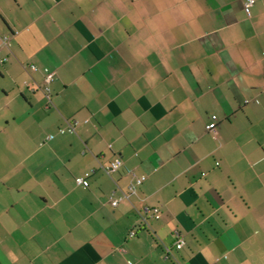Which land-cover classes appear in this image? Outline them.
Instances as JSON below:
<instances>
[{"label": "crops", "instance_id": "1", "mask_svg": "<svg viewBox=\"0 0 264 264\" xmlns=\"http://www.w3.org/2000/svg\"><path fill=\"white\" fill-rule=\"evenodd\" d=\"M244 1L0 0V264H264V0Z\"/></svg>", "mask_w": 264, "mask_h": 264}, {"label": "built area", "instance_id": "2", "mask_svg": "<svg viewBox=\"0 0 264 264\" xmlns=\"http://www.w3.org/2000/svg\"><path fill=\"white\" fill-rule=\"evenodd\" d=\"M255 0H245L244 1V8L246 10V12L249 14V10H250V7L254 4ZM9 44V36L7 35H4L1 37L0 39V45H3V46H8ZM31 69H36V67L34 65H31L30 66ZM44 74H45V81L46 82H50L53 78H54V72L52 71H49L47 69H44ZM215 126H216V123L215 122H210L208 124L205 125V130L206 131H212V132H215ZM75 130V127H74V124L73 123H69L66 127H63V128H59L58 129V132L63 134V133H73ZM122 164V161L119 157H115L113 160H111L110 162H108L107 164L105 165H102L100 167V169L106 173V174H110L112 172H115L118 170V168L121 166ZM93 170H90V171H86L84 172V174L82 176H77L74 181L76 184H80L84 181L85 178H87L88 176H90V173L92 172ZM145 179L144 176H138L135 178V182L134 184H132L130 186V190L131 191H134V188L136 185H139L143 182V180ZM118 202V198H115V197H110V204L112 206H115ZM135 234L134 231H130L129 232V236H133ZM183 240L182 238L180 237H177L176 240L174 241V245L176 247H181L183 245ZM168 251V249H167Z\"/></svg>", "mask_w": 264, "mask_h": 264}, {"label": "clouds", "instance_id": "3", "mask_svg": "<svg viewBox=\"0 0 264 264\" xmlns=\"http://www.w3.org/2000/svg\"><path fill=\"white\" fill-rule=\"evenodd\" d=\"M149 42H151V41L149 40Z\"/></svg>", "mask_w": 264, "mask_h": 264}]
</instances>
